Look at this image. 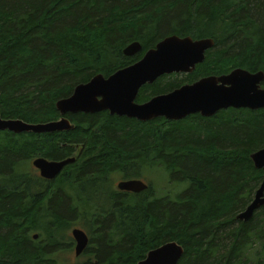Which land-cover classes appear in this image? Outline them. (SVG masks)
Segmentation results:
<instances>
[{"label": "trees", "instance_id": "16d2710c", "mask_svg": "<svg viewBox=\"0 0 264 264\" xmlns=\"http://www.w3.org/2000/svg\"><path fill=\"white\" fill-rule=\"evenodd\" d=\"M169 35L213 38L215 46L193 73L143 86L138 103L235 68L264 71V0H0V114L57 120L58 99L138 61ZM133 41L142 51L124 56ZM70 119L75 128L62 133L0 131V264H58L52 254L73 246L60 247L59 228L76 219L87 222L85 253L95 258L82 264H137L170 241L184 249L177 264H264V208L236 219L264 174L250 159L264 147V110L177 122L106 113ZM74 147L102 156H76L46 186L20 170L36 156L73 157ZM148 169L182 186L158 196L150 184L133 194L105 181L113 171L139 179ZM41 228L43 246L31 235Z\"/></svg>", "mask_w": 264, "mask_h": 264}, {"label": "water", "instance_id": "95a60500", "mask_svg": "<svg viewBox=\"0 0 264 264\" xmlns=\"http://www.w3.org/2000/svg\"><path fill=\"white\" fill-rule=\"evenodd\" d=\"M215 46L213 38L193 39L190 36L169 35L148 49L138 61L116 70L108 77L95 74L88 82L77 85L72 94L55 102L60 118L44 123H29L19 118H3L0 114V131L21 133H58L70 131L75 125L66 117L69 113H97L109 111L111 115L125 116L140 122L164 118L181 121L199 114L204 118L215 116L228 109L264 110V71L250 72L235 68L227 74L204 76L193 83L138 103L140 89L153 84L163 75L190 74L203 63L206 52ZM142 44L133 41L122 49L126 57H134L142 51ZM250 159L256 169L264 170V147L251 153ZM75 157L49 160L38 157L32 165L43 179L54 180L64 168L74 163ZM149 185L141 179L122 180L117 190L139 194ZM264 208V174L261 184L247 207L236 219L248 221ZM75 256L81 255L89 244V236L80 228L71 231ZM38 238L37 234L33 235ZM184 253L175 241L167 242L150 250L137 264H177Z\"/></svg>", "mask_w": 264, "mask_h": 264}, {"label": "rangeland", "instance_id": "374dc122", "mask_svg": "<svg viewBox=\"0 0 264 264\" xmlns=\"http://www.w3.org/2000/svg\"><path fill=\"white\" fill-rule=\"evenodd\" d=\"M184 74H179V76H183ZM171 79V78H170ZM224 111V110H223ZM221 112V111H220ZM219 113V112H218ZM59 119V117L57 118ZM75 148V155L76 153L79 152V147H74ZM76 157V156H73ZM33 159V158H32ZM32 159L28 160L27 162H23V164L21 165L20 170L25 172L28 177L32 178V179H39L41 180L42 178L40 177L37 169H35L32 165ZM142 176L139 178L141 180H143L144 182H146L147 184L152 185V187L154 188L156 194L159 195H175L176 192H178V190H174L176 189H180V187L182 185L179 184H172L169 181V177L168 175L162 171V170H145L142 171ZM122 172L120 171H114V174H112L111 176L108 175L107 178L105 179L107 184H112L113 189H115V185L117 184V182H119L120 179H122L123 174H121ZM44 186H46V181L45 183H43ZM47 203V202H46ZM63 228L62 226L59 228L60 229V238H62L61 241V246L62 248H65V243H70L71 241L73 242V246L70 249H60L57 252H54L52 254V258H54L58 264H82L84 262H86L87 260L91 259V260H95V258L93 256H90L89 253H85V251L79 255V256H75L74 253V240L72 238L71 235V231L74 228H80L82 230H84L86 232V234L89 236V239H91V235L88 232V228H87V222L85 219H76L75 221H72V225L69 228L66 229H61ZM45 229L41 228L40 230H34L31 232V235L33 234H38L39 237L35 240H37V242L39 243V245H44L46 244L45 240V235L44 232ZM90 242V240H89ZM89 245V244H88ZM95 245V244H94ZM94 245H91L92 247H94Z\"/></svg>", "mask_w": 264, "mask_h": 264}, {"label": "flooded vegetation", "instance_id": "af4514ba", "mask_svg": "<svg viewBox=\"0 0 264 264\" xmlns=\"http://www.w3.org/2000/svg\"><path fill=\"white\" fill-rule=\"evenodd\" d=\"M175 74V73H174ZM105 77H108V76H105ZM81 113V112H80ZM104 113H106L107 115H109V116H111V117H119V118H128V117H125V116H117V115H111L110 113H109V111H101V112H97V113H92V114H104ZM75 114H77V113H75ZM74 113H69V114H67L66 115V117L72 122V120L70 119V116L71 115H75ZM83 114H86V113H83ZM87 114H91V113H87ZM60 118V117H59ZM74 125H75V123L74 122H72ZM65 132V131H64ZM70 156H102L101 154H99V153H81V152H78V153H76V155H75V153H73L72 155H70ZM38 157H42V156H36V157H34L33 159H32V162H33V160L34 159H36V158H38ZM45 158V157H44ZM50 160V159H49ZM34 167V166H33ZM35 168V167H34ZM36 169V168H35ZM37 171H38V173H39V170L37 169ZM112 174H114V171L113 172H111V173H109L108 175H112ZM40 175V174H39ZM41 177V176H40ZM42 178V177H41ZM57 178V177H56ZM55 178V179H56ZM43 179V178H42ZM54 179V180H55ZM105 179H106V177H105ZM43 180H45L46 182L47 181H53V180H47V179H43ZM122 180H128L127 178H124L123 176H122V179H120L119 181H122ZM118 183V182H117ZM116 186H117V184L115 185V189H117L116 188ZM119 191V190H118ZM120 192H122V191H120ZM126 193H128V192H126Z\"/></svg>", "mask_w": 264, "mask_h": 264}, {"label": "bare ground", "instance_id": "6f19581e", "mask_svg": "<svg viewBox=\"0 0 264 264\" xmlns=\"http://www.w3.org/2000/svg\"><path fill=\"white\" fill-rule=\"evenodd\" d=\"M62 133V132H61Z\"/></svg>", "mask_w": 264, "mask_h": 264}]
</instances>
